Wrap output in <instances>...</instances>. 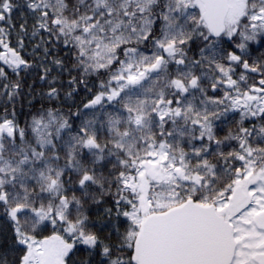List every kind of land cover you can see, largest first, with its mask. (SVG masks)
I'll return each mask as SVG.
<instances>
[{
	"label": "snow or ice",
	"instance_id": "1",
	"mask_svg": "<svg viewBox=\"0 0 264 264\" xmlns=\"http://www.w3.org/2000/svg\"><path fill=\"white\" fill-rule=\"evenodd\" d=\"M0 264H264V0H0Z\"/></svg>",
	"mask_w": 264,
	"mask_h": 264
}]
</instances>
